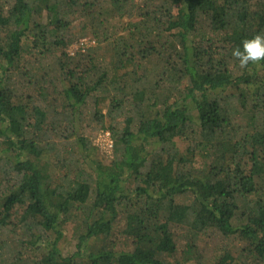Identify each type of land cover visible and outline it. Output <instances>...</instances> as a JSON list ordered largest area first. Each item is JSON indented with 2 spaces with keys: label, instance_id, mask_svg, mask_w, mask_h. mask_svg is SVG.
I'll return each mask as SVG.
<instances>
[{
  "label": "trees",
  "instance_id": "16d2710c",
  "mask_svg": "<svg viewBox=\"0 0 264 264\" xmlns=\"http://www.w3.org/2000/svg\"><path fill=\"white\" fill-rule=\"evenodd\" d=\"M256 34L264 0H0V264H169L207 233L264 264V61L232 56Z\"/></svg>",
  "mask_w": 264,
  "mask_h": 264
},
{
  "label": "rangeland",
  "instance_id": "374dc122",
  "mask_svg": "<svg viewBox=\"0 0 264 264\" xmlns=\"http://www.w3.org/2000/svg\"><path fill=\"white\" fill-rule=\"evenodd\" d=\"M113 23L118 21L117 19H112L111 20ZM123 26L121 25V28ZM120 28V32H122V29ZM88 38V37H85ZM81 40V39H80ZM88 40H91V38ZM78 42V41H77ZM77 42L73 43L72 45H70L68 47V49H66V51L68 53H70L71 55H73L79 48L77 46ZM87 47H93L96 48V42L95 44L90 43L89 41L86 43ZM86 49V51H88V49ZM84 50V49H82ZM85 51V52H86ZM84 52V51H83ZM98 55L101 58L106 57L105 56V52H103V50H98ZM108 57V56H107ZM106 57V58H107ZM43 61V65H40L38 60H33V68L35 71H39L40 68L43 71H48L50 68L54 67L55 61H54V57L53 55L51 56H46ZM19 88H21V85L19 83ZM107 101H100L99 105L97 106L98 110H102L103 113L106 112L107 109ZM88 109L89 112L85 115L86 117H82V128L83 131L85 132L86 136L89 138V140L91 141V143L97 148V152H96V159L98 161H100L103 164H109L110 161L113 159V149L111 151V153L106 152L105 149L102 148V143L105 140L104 138V132L105 131H109L108 126L110 124L109 119H106L104 121V124H100L97 122V119L94 118L93 116V100H89L88 103ZM92 111V115H90V112ZM119 123H121L123 121V118L120 117L118 119ZM111 133V132H110ZM177 145L180 148L181 151H183V149L185 148L186 144L183 141H177ZM57 178V177H56ZM123 228V223H120L119 225H117L114 229V234H113V239L116 240V242L118 244H120V247L123 246V240L124 238L122 237L120 231ZM182 230L177 232V235H182ZM232 242V241H230ZM227 243V241L223 240L221 237H210L208 235V233L204 236H202L197 244H196V248L197 251L192 253L189 256H185V254L182 253V250H185V240L181 239L179 241V245L181 246L182 250L179 249L174 256H167V261L169 264H197V257L198 255H200V260H201V264H214L212 262V258H213V254L217 253L218 249L225 245ZM239 245V244H237ZM227 246V245H226ZM61 247L63 248L64 253H68L69 251L72 250V245L70 244V236H67V240L65 241V244H62ZM218 254V253H217Z\"/></svg>",
  "mask_w": 264,
  "mask_h": 264
},
{
  "label": "clouds",
  "instance_id": "9594fccd",
  "mask_svg": "<svg viewBox=\"0 0 264 264\" xmlns=\"http://www.w3.org/2000/svg\"><path fill=\"white\" fill-rule=\"evenodd\" d=\"M232 56L238 61L239 67L245 69L249 64L264 61V35L256 34L242 41V47L232 50Z\"/></svg>",
  "mask_w": 264,
  "mask_h": 264
},
{
  "label": "built area",
  "instance_id": "2783aa9c",
  "mask_svg": "<svg viewBox=\"0 0 264 264\" xmlns=\"http://www.w3.org/2000/svg\"><path fill=\"white\" fill-rule=\"evenodd\" d=\"M104 138H105V140L102 143V148L105 149L106 152L111 153V151L113 149V140L111 138L109 131L104 132Z\"/></svg>",
  "mask_w": 264,
  "mask_h": 264
}]
</instances>
